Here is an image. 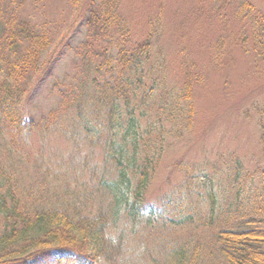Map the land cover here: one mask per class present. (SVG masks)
<instances>
[{"label":"trees","instance_id":"16d2710c","mask_svg":"<svg viewBox=\"0 0 264 264\" xmlns=\"http://www.w3.org/2000/svg\"><path fill=\"white\" fill-rule=\"evenodd\" d=\"M218 1L232 21L249 28L253 51L264 59V10L250 0ZM83 26L84 78L76 93H60L61 115L40 121L21 117L18 104L51 40L0 0V264H102L121 250L127 223L155 221L176 231L191 219L168 216L176 211L175 202L156 205L148 198L170 137L193 127L191 80L187 76L161 107L166 118L143 124L141 107L158 90L149 64L151 39L133 40L118 0L105 6L91 2ZM113 48L116 65L97 61L101 51L106 55ZM103 69L109 73L99 77ZM259 142L264 161L263 129ZM98 156L102 162L93 161ZM173 166L186 177L200 167L182 160ZM78 167L84 176L71 184ZM206 194L214 211L215 193ZM221 198L227 208L242 203L230 202L231 195ZM231 214H223L212 234L218 261L264 264V200ZM202 247L200 239H171L151 264H203Z\"/></svg>","mask_w":264,"mask_h":264},{"label":"rangeland","instance_id":"374dc122","mask_svg":"<svg viewBox=\"0 0 264 264\" xmlns=\"http://www.w3.org/2000/svg\"><path fill=\"white\" fill-rule=\"evenodd\" d=\"M112 1L5 0L17 17L29 21L51 40L28 92L18 104L21 117L40 121L51 113L61 115L60 93L69 89L76 93L78 80L84 78V16L91 2L105 6ZM250 1L264 10V0ZM118 11L135 42L147 38L152 41L149 64L158 90L150 104L147 100L141 107L143 124L158 116L166 118L163 104L171 101L172 93L179 91L187 76L192 82L193 127L183 136L170 137L172 145L148 189V198L154 204H177L169 217L185 218L189 214L191 219L176 231L155 221L150 225L142 220L135 226L127 223L128 231L122 230L121 250L102 264H151V257L166 242L190 237L203 243V264H220L212 234L223 224V214L264 200V161L259 142L264 130V59L253 51L249 28L232 21L218 0H118ZM115 56L114 48L106 55L101 51L97 61H110L113 66L117 64ZM105 73L109 71L103 69L99 77ZM146 84H151L149 78ZM137 114L139 111V117ZM32 146L38 147L36 135ZM92 159L102 162L100 156ZM179 160L200 167L186 177L184 170L173 166ZM82 169L78 167L71 174V184L83 178ZM211 189L216 196L214 211L206 194ZM230 195V202L240 198L242 203L227 208L221 196Z\"/></svg>","mask_w":264,"mask_h":264}]
</instances>
